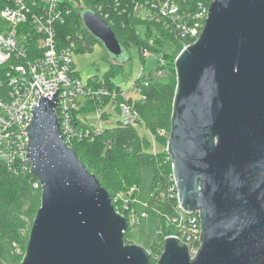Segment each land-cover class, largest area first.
<instances>
[{
    "label": "water",
    "instance_id": "95a60500",
    "mask_svg": "<svg viewBox=\"0 0 264 264\" xmlns=\"http://www.w3.org/2000/svg\"><path fill=\"white\" fill-rule=\"evenodd\" d=\"M80 18L112 58L123 54L106 22L91 10ZM174 66L166 152L180 206L201 213L202 238L193 259L165 239L158 264H264V0H213L198 40ZM57 91H38L25 128L41 202L20 264H149L148 250L124 244L125 218L64 145Z\"/></svg>",
    "mask_w": 264,
    "mask_h": 264
},
{
    "label": "built area",
    "instance_id": "2783aa9c",
    "mask_svg": "<svg viewBox=\"0 0 264 264\" xmlns=\"http://www.w3.org/2000/svg\"><path fill=\"white\" fill-rule=\"evenodd\" d=\"M67 1L70 0H8L0 7V164L13 176L30 173L25 128L32 117L30 106L35 107L39 93L46 97L55 94L58 89L55 115L61 139L70 149L76 141L104 130L101 122L108 119V113L102 111L110 103L123 115L119 126L138 124V113L127 101L125 92L107 83L104 78L82 82L73 69L74 43L70 42L63 47L59 45L55 24L62 22L70 13ZM212 1L197 0L194 5L189 0H132L131 3L135 17L161 20L164 30L177 38L190 39L185 46L187 47L190 41L194 43L198 40ZM92 9L109 27L110 24H115L109 9L97 3ZM143 55L149 54L144 51ZM163 65L164 61L160 60L151 73L141 74L138 77L139 83L147 86L154 76L162 73L160 67ZM139 89L134 84L131 88L137 93ZM88 103L96 108L93 113L97 114L99 127L90 126L89 121L82 118ZM157 134L159 137H169V133L164 130H159ZM151 137V152L156 154V142L152 135ZM165 153V161L172 169L171 157L166 152V147ZM33 187L41 189L38 180ZM137 189L132 186L110 198L115 213L125 218L128 226L137 224L148 216L146 212H137L134 206L137 203ZM155 192L150 195L154 201L175 200L170 214L154 208L160 211V219L163 220L164 226L159 233L163 229L169 230L162 241L167 238L175 239L187 248L190 259H193L201 247L200 211L187 212L182 209L172 174L171 185L158 191V194ZM156 211L153 210L155 215ZM12 249L16 256L24 257L25 250L20 246L13 243ZM149 253L154 264H158L162 251Z\"/></svg>",
    "mask_w": 264,
    "mask_h": 264
},
{
    "label": "trees",
    "instance_id": "16d2710c",
    "mask_svg": "<svg viewBox=\"0 0 264 264\" xmlns=\"http://www.w3.org/2000/svg\"><path fill=\"white\" fill-rule=\"evenodd\" d=\"M189 1L194 5L197 0ZM7 2L8 0H0V7ZM131 2L132 0H90L88 6L75 8L74 0L67 1L70 13L63 18L62 22L55 24L59 45L63 47V45L73 42L75 54L92 51L94 43L98 42L84 28L80 18V10L93 11V5L97 3L105 9H109L115 23L110 24L111 30L124 49L131 43H135L140 51L149 49L155 53L161 52L164 45L159 38L163 37V34L157 33V36L151 37L150 24L162 27V22L157 23L135 17L133 15L134 6ZM143 24L147 25V30L145 35L141 37L138 26ZM169 40L176 45L175 51L172 55L163 54L162 57L168 59L171 56L173 61L184 44L187 45L189 42L183 40L184 42L180 43L173 40L172 37ZM104 79L107 83L115 86L109 81L108 76ZM139 81L136 79L134 82V85L140 88L139 97L136 99L128 97L127 101L137 111L138 123L142 122L147 131L159 143H166L167 137H159L157 132L164 130L169 133L170 131L178 90L176 71L174 74L170 72L168 79L164 81L151 80L147 86H143ZM87 109L93 112L96 108L93 104L88 103ZM71 149L76 158L97 179L110 198L115 194V191L122 190L121 188L116 190L110 188L115 183L114 180L116 182L127 181L128 174L124 170L123 162L127 158L131 160L135 166V174L133 183L126 186L138 188L135 195L137 203H134L137 212H146L147 215L152 216L158 214L157 233L149 251L152 254L154 252L161 253L164 247L162 238L167 235L169 230L163 229L159 233L164 225L163 220L160 219V211H156L154 208L170 214L175 200L154 201L150 195L155 191H157L155 194H158V191H163L171 185L172 169L171 165L165 161V148L163 147L162 151L153 154L150 150V144L140 137L136 126L127 125L104 129L96 135L76 141ZM107 175L110 176L108 181ZM35 181L37 178L31 173L13 176L0 164V264H20L23 259L15 256L12 245L15 243L23 250L26 249L31 225L41 202V189L33 187ZM153 210L157 212L156 215ZM130 237L131 228L128 226L123 235L125 245L130 244ZM152 258H150L149 264H154Z\"/></svg>",
    "mask_w": 264,
    "mask_h": 264
},
{
    "label": "rangeland",
    "instance_id": "374dc122",
    "mask_svg": "<svg viewBox=\"0 0 264 264\" xmlns=\"http://www.w3.org/2000/svg\"><path fill=\"white\" fill-rule=\"evenodd\" d=\"M89 2L90 0H74V7L78 8L88 6ZM146 19H148L149 21H155L157 23L162 22L161 20L152 18ZM150 29L151 37L157 36V33L163 34V37L158 36L160 37L159 40H161L164 45L161 48V52L155 53L150 51L149 49H142V51H140L139 47L135 43H131L126 49H124L125 52L123 51V54L121 56H119L117 59H114L107 53L103 46H101L99 43H94L92 51L87 53L73 54V69L78 73L81 81L84 83L90 81L92 78H104L108 76L109 81L113 85L120 88L123 92H125L127 97H131L133 99L138 98L139 93L133 92L131 90L135 80L138 79L141 74L147 75L148 73H151V71L156 68V65L159 64L160 60L164 61V65L160 67L162 69V73L154 76L153 80L155 79L164 81L168 79L170 72L174 74L175 60L172 61L171 56L168 59H164L162 57L163 54L172 55L175 51L176 45L173 41H170L169 38L172 37L173 40H176L180 43L184 42L183 39L177 38L173 34L164 30L163 22L162 27L156 26V24H150ZM138 30L140 36L143 37L146 33L147 25H139ZM185 40L189 42L190 39ZM191 44L193 43L190 41V45ZM185 46L186 45L184 44L181 51ZM144 51H147L149 55L144 56ZM110 73L112 74L110 75ZM85 109H87V107ZM104 111L108 113V119L101 122V127L103 129H112L119 126V122L122 121L123 115H121L117 111L115 106L110 103L103 108L102 113ZM93 112L87 109L82 115V118H86L89 121L90 126L99 127L97 114ZM135 126L140 137L144 138L150 144V146H152L153 139L151 137V134L145 128L144 124L140 122ZM153 138L155 140L154 136ZM155 142V149L158 152L162 151L163 147H166L165 142L159 143L157 140H155ZM123 166L125 172L128 174V178L127 181L124 180L123 182H116L114 180L115 183H113L112 187L110 188H112L113 190H116L117 188L122 189L119 191H115V193L128 190L129 187L126 185H130L133 183V177L135 174L134 164L129 158H127L126 160H124ZM109 177L110 176L107 175V181L110 179ZM157 223L158 220L156 216L148 215L147 218L142 219L141 222L137 224H130V244L138 245L149 251L156 237Z\"/></svg>",
    "mask_w": 264,
    "mask_h": 264
}]
</instances>
